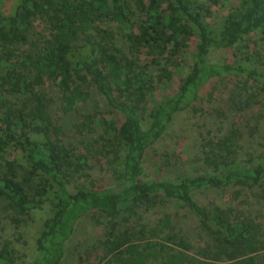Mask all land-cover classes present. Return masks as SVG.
I'll return each mask as SVG.
<instances>
[{
  "label": "trees",
  "instance_id": "trees-1",
  "mask_svg": "<svg viewBox=\"0 0 264 264\" xmlns=\"http://www.w3.org/2000/svg\"><path fill=\"white\" fill-rule=\"evenodd\" d=\"M4 1L0 222L20 231L49 210L33 258H18L5 240L0 264H62L85 216L103 234L78 264H264L261 222L196 197L237 187L264 199V0H236L220 15L217 0H16L12 9ZM231 49L230 62L211 59ZM188 55L178 88L150 106L156 83L172 79ZM216 78L233 81L219 114L237 121L204 141L193 171L145 179L147 152L202 93L213 95ZM94 91L113 113H83L73 123L81 145L67 142L52 107L75 112ZM246 136L253 140L240 152ZM107 157L112 181L100 186L96 163ZM167 200L193 215L201 240L178 228V212H158Z\"/></svg>",
  "mask_w": 264,
  "mask_h": 264
},
{
  "label": "rangeland",
  "instance_id": "rangeland-1",
  "mask_svg": "<svg viewBox=\"0 0 264 264\" xmlns=\"http://www.w3.org/2000/svg\"><path fill=\"white\" fill-rule=\"evenodd\" d=\"M7 9H12V5L16 0L4 1ZM236 0H217L214 5V13H227L230 7L235 4ZM234 51H215L211 55V59L219 63L230 62L232 60ZM191 59L188 55L185 64L182 63L179 68L172 71V79L157 82L156 89L150 98V106L161 102L164 97L173 93L179 86L181 78L188 73V65ZM209 92L202 93V99L196 102L188 110L181 113L175 122L171 125L169 130L165 133L160 141H158L146 154L144 158V178H164L167 176L177 175L182 172L193 171V164L196 159L201 156V148L204 141L210 136H216L218 132H226L232 121H237L238 117L234 114L232 117H225L219 112L226 110V101L231 92H233V81L228 78H216L209 84ZM54 95V89H48ZM103 111H110L105 104L103 98L94 91L90 101L86 104L78 106V110L63 114L59 107L55 105L52 107V115L57 124L61 125L65 131L66 141H72L81 145L83 137L75 133L73 123L81 118L82 114L88 111H95L97 108ZM113 113V112H112ZM107 116H110L107 114ZM259 134L256 135V138ZM253 139L246 136L239 146L240 152L249 149ZM259 141L258 139L255 141ZM264 139L261 135V143ZM111 157V156H110ZM110 157L101 158L95 163L101 165L100 172H97L96 180L100 186L110 185L111 173L114 165L110 162ZM197 199L204 204H224L227 207H232L237 212L243 213L242 216L254 217L258 222H261L264 227V199H260L259 195L255 193H246L242 191L238 194L237 187H226L220 189L203 190L196 194ZM48 206L45 205L41 210H37L33 216V220H28L20 231L15 229L8 219L3 217L0 222V249L5 240L13 241V246L18 251V258L30 260L36 253L35 238L38 234V229L41 227L43 219L48 214ZM178 212V228L186 233L193 242L201 240L199 235L198 222L193 215L185 209L178 208L169 200L158 208V212ZM103 229L101 226L92 222V220L85 216L77 225L75 234L71 237L67 246V256L62 264H78L80 257L84 255L85 248L93 243L98 237L102 236ZM19 238V240H18ZM83 264H90L89 261Z\"/></svg>",
  "mask_w": 264,
  "mask_h": 264
}]
</instances>
